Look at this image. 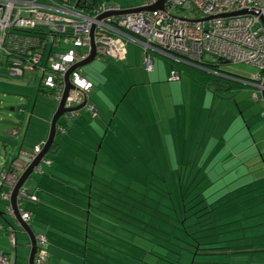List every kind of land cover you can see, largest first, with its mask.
<instances>
[{
	"label": "rangeland",
	"instance_id": "rangeland-1",
	"mask_svg": "<svg viewBox=\"0 0 264 264\" xmlns=\"http://www.w3.org/2000/svg\"><path fill=\"white\" fill-rule=\"evenodd\" d=\"M110 1L122 8L140 3ZM141 55L140 46L128 40L124 60L101 57L81 65L82 75L93 84L88 98L98 105L99 116H61L66 132L55 134L57 148L45 154L50 168L43 165V176L33 171L24 184L38 186V178L51 170L56 180L67 181L73 189L63 195L58 187L49 188L50 205L60 208V199L68 200L62 211L84 224L64 218L61 225L51 210L54 222L35 212L31 228L46 235V250L58 264H84L83 254L85 264H264L260 189L242 182L248 171L256 172V164L251 156L247 169L235 164L239 150L262 146L257 143L264 133L260 90L242 83L218 91L191 68H175L170 63L174 59L155 52H150L153 68L146 71ZM204 60L210 63L211 57ZM174 68L177 81L169 79ZM212 68L203 70L215 74ZM216 69L247 80L258 71L252 64L232 62L219 63ZM27 74L13 77L0 61V162L3 145L6 159L18 155L20 135H8L13 123L21 127L31 109L22 144L31 149L46 139L57 106L36 90V79L27 83ZM21 107L24 112L18 111ZM92 174L86 187L80 175ZM77 187L87 196L79 199ZM79 200L89 212L75 210ZM5 203L0 198V222L5 228L10 222L16 230L15 264H28L27 235L5 212ZM33 205L25 203L28 209ZM59 235L67 239L61 245ZM85 236L90 238L84 251ZM0 246L10 251L1 234ZM158 257L168 261L158 262Z\"/></svg>",
	"mask_w": 264,
	"mask_h": 264
},
{
	"label": "built area",
	"instance_id": "built-area-1",
	"mask_svg": "<svg viewBox=\"0 0 264 264\" xmlns=\"http://www.w3.org/2000/svg\"><path fill=\"white\" fill-rule=\"evenodd\" d=\"M159 3L160 6L146 8ZM137 7L142 9L122 12ZM128 40L142 49L146 71L153 68L150 52H155L202 69L213 67L217 75L254 84L260 92L264 90V0H140L137 6L126 8L110 0L95 3L90 0H0V61H5L13 77H20L25 71L39 75V89L57 103L64 93L66 72L88 57L91 45L95 58L124 60ZM205 55L211 57L210 63L205 62ZM225 62L252 64L258 71L247 80L216 69L219 63ZM179 78L174 68L169 79ZM69 80L72 88L65 96L64 105L74 107L83 103L87 113L97 116V106L88 98L93 84L82 75L81 66L70 71ZM253 96L259 98L256 94ZM78 111L71 110L62 116L71 119ZM56 131H66L59 119ZM8 135L17 137L19 127L13 124ZM42 145L43 142L31 149L20 148L9 164L5 163L3 153L0 198L6 202L4 210L12 218H15L10 203L12 189ZM50 162L43 156L34 171L41 173L42 165ZM36 200L35 193L27 186L19 187L17 208L20 219L29 225L31 213L24 203ZM5 234L15 249L17 240L12 224L8 223ZM35 240L33 262L47 264L45 234L35 233ZM0 264H10L9 253H0Z\"/></svg>",
	"mask_w": 264,
	"mask_h": 264
},
{
	"label": "crops",
	"instance_id": "crops-1",
	"mask_svg": "<svg viewBox=\"0 0 264 264\" xmlns=\"http://www.w3.org/2000/svg\"><path fill=\"white\" fill-rule=\"evenodd\" d=\"M141 59H142V55H141ZM26 72V71H25ZM25 72L23 73V75L22 76H20V78H22L24 75H25ZM28 72V74H27V83H30L32 80H35L36 79V82H37V85H36V90L38 91V92H42L40 89H39V75H37L36 73H34V72H31V71H27ZM231 80H233V79H231ZM234 81H236V80H234ZM241 84L243 83V82H240ZM93 88V87H92ZM43 93V92H42ZM43 94H45V93H43ZM89 94V93H88ZM46 95V94H45ZM91 101V100H90ZM93 102V101H92ZM94 103V102H93ZM96 105V104H95ZM97 106V109H98V114H97V116H95V117H92L89 113H87L86 111H85V109L83 108L82 109V107L79 109V111H78V113L76 114V115H74L73 116V118H71V119H74V118H77V117H79V116H81L82 115V113L81 112H86L89 116H91L92 118H97L98 116H99V107H98V105H96ZM22 108V110H21V112H24L25 111V109H24V107H21ZM11 109H12V107H11ZM82 109V110H81ZM18 111H20V110H18ZM31 115H32V111H31V109H30V111L27 113V116H26V118L24 119V124L20 127V126H18L17 124V126L19 127V138H20V140H19V142H20V144H19V149L20 148H23L22 147V144L24 143V140H25V131H26V128H27V124H28V121H29V117H31ZM16 123V122H15ZM15 123H13V124H15ZM246 125V124H245ZM260 127V126H259ZM45 141V139H43V138H40V140L39 141H37V142H35V143H33V145H32V147L34 146V145H36V144H40V143H42V142H44ZM244 141L245 142H247V137L245 136V139H244ZM258 144L260 143V144H262V146L261 147H256V149L255 148H253L252 146H247V147H244V148H242L241 150H239V152H237L236 153V159H238V161H236L235 162V164L236 165H239L240 166V169H242V168H246L247 169V164L248 163H246L247 162V160L249 161V157L251 156L252 157V160H253V165L254 164H256V167H255V170L254 171H256V172H254V173H249V171H248V176H247V178H246V180H244V181H242L243 182V185H245V186H248L249 184H250V186H253V187H255V188H259L260 190H259V195H258V197H259V200L261 201L259 204H261V205H263L264 204V133H261V135H260V137H259V139H258V142H257ZM254 144H256V142L254 141ZM31 147V148H32ZM2 148L4 149V151H3V153H5V145H3L2 146ZM23 149H26V148H23ZM19 151V150H18ZM17 155H15V156H12V158H10V159H6V161H5V163L6 164H9L15 157H16ZM5 157H6V153H5ZM23 158V157H22ZM50 166H51V164L49 165V166H46V167H48V168H50ZM61 172H67V169H65V168H63V169H61L60 170ZM47 173H45V177H40V178H38V186H36V187H31L30 185H26V184H24L25 186H27L28 187V189H30V190H32L34 193H35V195H36V197H37V200H36V202H33V206H37L36 207V209H33V208H35V207H33L32 206V208L31 209H28V207H25L26 209H28V210H36V212L38 213V215H40L41 217H45V218H48V219H50V218H52V213H51V210L53 211V212H55V213H57L58 214V212L56 211V209H58L59 207H55V206H53L52 204L50 205V201H49V199H48V189L49 188H52V187H58L59 189H58V191L59 192H64L65 190H67V188H69L70 186H67L68 184H67V181H59V180H56L54 177H55V175H54V173L50 170V171H46ZM85 172L86 173H88L89 172V169L88 170H85ZM90 173V172H89ZM39 176V175H38ZM43 176V175H42ZM81 176V182H82V184L83 185H85L86 187H87V184H88V182H89V180H92V178H93V174L91 175V177H87V176H84V175H80ZM79 176V177H80ZM56 183V184H55ZM57 185V186H56ZM76 185V184H75ZM75 185H72V186H75ZM79 187H77V189H78ZM38 192H41V193H45V194H43V195H41L40 196V194L41 193H38ZM58 192V193H59ZM61 200V202L62 203H60V205L62 206V207H60V208H63V209H67L68 207H67V205L66 204H68L67 202H65L66 200L65 199H60ZM62 204H65V205H62ZM24 206H25V203H24ZM65 206V207H64ZM263 208V207H262ZM65 209V210H66ZM75 210H77L76 208H75ZM60 211V210H59ZM78 211H80V213H82L83 211L82 210H78ZM79 213V214H80ZM60 214H62V213H60ZM81 216V215H80ZM16 220V219H15ZM48 222V221H47ZM8 223H10V222H8ZM16 223H17V220H16ZM18 224V223H17ZM19 225V224H18ZM20 226V225H19ZM6 227H7V225H6ZM14 227V226H13ZM15 229V228H14ZM22 229V228H21ZM16 231V230H15ZM22 231H23V229H22ZM0 234H1V236L2 237H4V238H6L7 239V236H6V234H5V227H4V225L2 224V222H0ZM24 232V231H23ZM25 233V232H24ZM34 233H36V232H34ZM8 240V239H7ZM8 243H9V241H8ZM26 245H27V247H28V252H29V247H30V245H29V240H28V237H27V243H26ZM9 248H10V251L9 250H6L7 248H3V247H1L0 246V253L1 252H6V253H9V255H10V264H15L16 263V258H15V255H14V253H15V249L13 248V247H11V245H10V243H9ZM11 249L13 250V252L11 251ZM16 249H17V246H16ZM17 251V250H16ZM48 252V251H47ZM52 256H50V254L48 253V259H47V264H58L57 263V258H51ZM53 260V261H52Z\"/></svg>",
	"mask_w": 264,
	"mask_h": 264
},
{
	"label": "water",
	"instance_id": "water-1",
	"mask_svg": "<svg viewBox=\"0 0 264 264\" xmlns=\"http://www.w3.org/2000/svg\"><path fill=\"white\" fill-rule=\"evenodd\" d=\"M155 6H160V3L156 4L154 6H151V7H146V8L151 9V8H154ZM139 9H142V7H137V8H132V9H124V10H122V12L136 11ZM94 58H95L94 47H93V45H91V50H90V54L88 55V57L86 59L80 61L76 65L72 66L66 72L65 77H64V79H65L64 93H63L61 100L57 103V106H56L54 112L52 113L50 123H49V130H48L47 137H46L45 141L43 142V145L41 147L40 152L36 155V157L34 159H32L29 162V164L27 165V167L25 168V170L23 171V173L19 177L18 181L16 182L15 186L13 187L11 195H10V203L13 207L15 218L18 221V224L20 225V227L23 229V231L27 235L28 240H29L30 247H29V252L27 255L28 264H34L33 258H34V253L36 250L35 233L29 224L23 222L20 219L19 210H18L17 204H16L17 192H18L19 187L22 184H24L25 180L30 177L31 173L34 171V168L39 163L40 159L43 156H45V154L49 151V149H50V147L54 141V136H55V132H56V122L59 119V117H61L66 112H69L71 110L80 109L83 106V103H81L80 105L74 106V107H67L64 105L65 96L68 94L69 89L72 88V85H71L70 80H69V73L74 67L81 66L85 63H88L91 60H93ZM263 85H264V82H263ZM261 98L264 100V90L261 91ZM3 214L4 213L2 211H0V215H3Z\"/></svg>",
	"mask_w": 264,
	"mask_h": 264
},
{
	"label": "trees",
	"instance_id": "trees-1",
	"mask_svg": "<svg viewBox=\"0 0 264 264\" xmlns=\"http://www.w3.org/2000/svg\"><path fill=\"white\" fill-rule=\"evenodd\" d=\"M91 1V3H95V2H98L99 0H90ZM170 63H171V65L173 66V67H177V68H182V69H186V68H191V70H194L195 71V73H196V75L195 76H197L200 80H202V82L203 83H205V85H207V86H209V87H214V89H218V91H225V90H230V89H232V88H236V87H238V86H240L241 85V83L240 82H238V81H234V80H231V79H229V78H226V77H223V76H220V75H216V74H214V73H211V72H208V71H205V70H203V69H201V68H198V67H193V66H186L185 65V63H183V62H177V61H170ZM66 128V127H65ZM66 132V131H65ZM64 132V133H65ZM57 133V131L55 132V134ZM59 133V132H58ZM61 134V133H60ZM52 148L53 149H55L56 150V148H57V144L53 141V143H52V145H51V147H50V149L49 150H52ZM47 158V157H46ZM49 159V158H48ZM51 161V160H50ZM52 162H50V164H51ZM50 164H48V165H45V166H49ZM42 168H43V165H42ZM36 174H38L39 176H41V175H43L44 174V172H43V169H42V171H41V173H36ZM70 188V187H69ZM70 189H73V187H71ZM80 188H78V189H74V191L76 192V193H78V197H79V199L80 198H83V196H87V194H86V192H84L83 190H79ZM30 190V189H29ZM68 190V189H67ZM30 191H32V190H30ZM66 191V190H65ZM33 192V191H32ZM69 192V191H68ZM65 193L63 192V195H64ZM89 197H92V196H89ZM66 198H68V197H66ZM95 201H98V199H96ZM33 202H36V201H30V203H33ZM65 202H67L68 204H70V202L68 201V200H66ZM77 205H79V206H77L76 207V209L77 210H82V211H86V212H89L88 210H87V208L86 207H84V205H83V202H82V200H79V202H77ZM61 208H58V209H56V211L58 212V215L55 217L54 216V218L59 222V224H63L64 222H66L65 220H63L64 218L66 219V218H73V219H75V220H77L78 222H80L81 224H84V222H83V219H81V218H78V217H73V216H71L70 217V215L68 216V214H66L64 211H62V209L60 210ZM60 210V211H59ZM64 210V209H63ZM30 211V213H31V221H32V219H33V215H34V213L36 212V210H29ZM60 213H62V214H60ZM4 215V214H3ZM82 217V216H81ZM54 218H50V219H48V218H45L48 222H54ZM31 224V223H30ZM52 224H50L49 226H51ZM31 226V225H30ZM43 233V232H42ZM46 236V235H45ZM60 237L56 240L57 242H58V244L59 245H61V244H63L67 239H65V241H64V235H59ZM90 237H88V236H85V238L82 240V246H84V251H85V247H86V244H87V241H88V239H89ZM46 239H47V237H46ZM48 240V239H47ZM16 246H17V241H16ZM46 246V245H45ZM63 246V245H62ZM48 253V252H47ZM78 254H80L81 255V253L78 251ZM14 255H15V258H17V255H16V247H15V253H14ZM80 255H78V256H80ZM81 257V256H80ZM82 261L84 262V264H85V262H88L87 261V259H86V255L85 254H83V256H82ZM157 261L158 262H161V261H168V260H166L164 257H158V259H157ZM145 264V263H144ZM193 264V263H192Z\"/></svg>",
	"mask_w": 264,
	"mask_h": 264
}]
</instances>
